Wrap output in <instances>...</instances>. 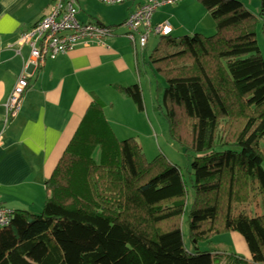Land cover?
Segmentation results:
<instances>
[{
	"label": "trees",
	"instance_id": "obj_1",
	"mask_svg": "<svg viewBox=\"0 0 264 264\" xmlns=\"http://www.w3.org/2000/svg\"><path fill=\"white\" fill-rule=\"evenodd\" d=\"M198 1L215 32L161 36L150 58L166 81L158 92L169 136L194 154L189 211L180 167L164 156L148 162L94 100L46 182L43 208L13 211L0 225V264H250L235 252L212 254L230 233L244 238L252 264H264V0L259 15L239 0ZM116 90L144 111L139 83Z\"/></svg>",
	"mask_w": 264,
	"mask_h": 264
},
{
	"label": "crops",
	"instance_id": "obj_2",
	"mask_svg": "<svg viewBox=\"0 0 264 264\" xmlns=\"http://www.w3.org/2000/svg\"><path fill=\"white\" fill-rule=\"evenodd\" d=\"M53 2L0 0V207L12 211L37 213L43 208L50 196L46 182L94 100L104 103L106 118L118 138L133 135L138 128L132 121L141 119L146 123L144 114L148 115L147 107L140 112L128 96L116 90V86L129 87L137 83L141 86L144 79L142 64L145 60H139L137 46L123 35L127 29L121 25L110 37L108 47L82 46L49 59L42 66H30L29 85L19 113L4 125L5 102L31 57L30 47L19 40L20 34L48 14ZM141 2L127 3L122 23ZM171 7L179 11L177 21L169 20L166 8L161 18L157 12L154 14L153 25L168 22L177 35L182 31L181 15H191L198 20L188 29L190 34L199 32L198 29L202 34L216 30L214 19L198 0H184ZM101 16L95 21L104 23ZM109 22L114 26L122 24L116 20ZM144 76L145 80H150L147 73ZM223 237L225 240L216 243L217 249L212 254L235 252L252 264L241 235L230 233Z\"/></svg>",
	"mask_w": 264,
	"mask_h": 264
},
{
	"label": "built area",
	"instance_id": "obj_3",
	"mask_svg": "<svg viewBox=\"0 0 264 264\" xmlns=\"http://www.w3.org/2000/svg\"><path fill=\"white\" fill-rule=\"evenodd\" d=\"M81 0H54L50 12L43 16L28 31L20 34V42L31 49V57L25 62L24 72L9 94L6 102L4 125L17 116L21 108L23 96L28 88V70L30 66H42L59 55L67 54L78 47L106 46L114 34L112 27L96 22L82 23L78 19L79 2ZM104 4H123L136 0H99ZM182 0H142L133 9L124 22L127 37L134 47L144 48L153 36H170L173 28L168 22L153 25L152 17L159 7L172 5ZM13 211L0 207V225L11 223Z\"/></svg>",
	"mask_w": 264,
	"mask_h": 264
},
{
	"label": "rangeland",
	"instance_id": "obj_4",
	"mask_svg": "<svg viewBox=\"0 0 264 264\" xmlns=\"http://www.w3.org/2000/svg\"><path fill=\"white\" fill-rule=\"evenodd\" d=\"M239 1L244 3L246 7H248L249 10H251V12H253L256 15H259L260 8H261L260 0H239ZM127 3L117 4V5H108V4H104L103 2L99 0H82L80 2L81 10L79 11L78 19L82 23H87L89 21L96 22L95 20L100 19V15H102L101 16L102 21L107 25H111V24L113 25V23H110L109 20H116V21H119L118 23H122V21L124 20V15L126 13ZM172 5H167L165 7H159L156 11L157 16L161 18L163 16V12H166L163 10L167 8L168 10L167 16L169 17V20L172 19L173 21H177V19L179 18V15L177 17V12L179 11L177 12L174 11L173 7H171ZM104 15H106L107 18ZM194 15H197V14L195 13ZM152 20H153V17H152ZM181 20L183 22V26L181 27L182 28L181 33L176 35L174 32L170 37L176 38L178 36L180 37L193 36L194 34L201 33L200 32L201 30L199 29H198L199 32H194L192 34L188 32V29L190 27H192L194 24L196 25L195 22L198 20V18L196 17L194 18L191 15H181ZM202 24H201V28L203 27ZM116 25H119V24H116ZM261 27H262V21H260V24L257 29V39H258V44L261 49L262 56L264 57V37L261 32ZM119 30L122 31L124 30V28H120ZM203 32L206 33L205 35L210 36L211 34L215 32V30L213 32H209L207 30ZM160 42H161V37L153 36L150 39V42L147 48L138 49L139 60L141 59L145 60V62L142 64V69H143L142 77L144 79H143V84H142L143 87L141 85V88L143 91V99H144L145 107H147L148 115L147 113L144 114V119L146 123H144L141 119L132 121L131 124L133 126H136L138 129L136 132L133 133V135L127 136V138L136 137L137 141L139 142V144H141V146L144 149V154L148 162L151 163L154 160H156L159 156H164L170 162L180 167L186 179L187 187L189 190V195H188L189 202L187 205V207H189L187 211H189L190 205L193 200V197H192L193 189H192V184H191L190 173L192 172L191 163H192L194 154L193 153L191 154L190 152H186L180 147L178 143H176L172 138H170L169 133H168L167 120H165L164 113L159 110V106L163 105V92L162 94L159 95L160 92H158L159 91L158 88L162 89L163 87H165L166 81L159 74L154 73V71L152 70L150 66V63H151L150 58ZM145 73L148 74L147 77L150 80H145V76H144ZM123 137H126V136H121L119 138L123 139ZM254 205L255 203H253L252 206ZM258 212L261 214L263 212L261 205L258 207ZM182 231L184 234V240H185L186 246L190 250L193 249L194 244L188 238L189 234H188V225H187L186 216L183 219ZM225 238L226 237H217L214 242L223 241L225 240ZM200 248L210 249V246H208L207 244H200ZM212 249L215 250L217 248L212 247Z\"/></svg>",
	"mask_w": 264,
	"mask_h": 264
}]
</instances>
